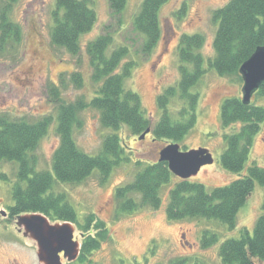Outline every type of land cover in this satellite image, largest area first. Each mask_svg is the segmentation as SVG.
Segmentation results:
<instances>
[{"label":"trees","instance_id":"16d2710c","mask_svg":"<svg viewBox=\"0 0 264 264\" xmlns=\"http://www.w3.org/2000/svg\"><path fill=\"white\" fill-rule=\"evenodd\" d=\"M14 1L7 0L0 9V50L9 51L16 58L21 54L23 33L9 15ZM107 1L111 21L104 25L102 33L85 45L91 67L90 80L94 85L93 96L66 103L59 96V86L51 83L48 88L50 100L57 106L55 131L59 138L51 155V171L37 169L35 150L47 133L52 116L35 121L0 116V166L3 162H18L16 181L11 188L13 204L6 211L9 219L25 213H40L51 221L77 223L74 208L67 202L65 194L52 191L56 181L80 183L97 171L100 181L104 182L115 166L129 162L130 156L126 155L119 133L122 127L133 135L149 129L156 139L178 143L194 125L198 92L192 88L205 73L204 58L199 52L204 43L203 35L185 33L180 36L177 46L180 76L176 84L158 96L156 102L161 114L151 126L139 94L125 87V80L132 75L136 65L132 59L125 60L130 47L117 44L108 55L105 53L113 43V32L110 31L113 21L121 25V13L127 0ZM167 1L142 0L138 13L131 20L132 29L143 37L141 54H149L160 38L159 14ZM212 17L217 29L213 39L214 56L208 60V66L220 76L235 77L242 82L240 66L258 47H264V0H228L213 12ZM96 19L92 0H55L51 43L77 56L80 36L94 26ZM69 81L80 88L83 76L79 71H73ZM63 82L62 76V86ZM256 95H264V81L249 103H244L242 97H228L221 103V125L233 129L224 135L226 147L220 155L225 170L241 173L246 166L254 136L264 121V107L253 100ZM174 98L181 106L172 114L168 106ZM86 108L97 110L101 125L110 129L94 155L79 149L74 140V128L81 126L79 114ZM136 166L139 168L131 182L115 190L118 213L141 207L159 208L160 188L174 176L165 161L156 160L141 166V160H138ZM255 182L264 188V166L254 162L248 166L245 175L210 190L202 183L179 178L169 189L166 215L169 220H217L231 229ZM132 194L139 196V200L130 197ZM1 215L0 211V220ZM95 218L94 214H89L84 223H77L83 232L77 258L81 262L87 261V256L108 239L105 224L100 220L94 222ZM91 228L95 234L91 233ZM218 239L216 233L205 230L200 243L206 248L216 244ZM218 256L223 264H256L254 258L264 261V196L262 213L255 220L252 231L244 228L239 237L222 241ZM172 264H187V260Z\"/></svg>","mask_w":264,"mask_h":264},{"label":"rangeland","instance_id":"374dc122","mask_svg":"<svg viewBox=\"0 0 264 264\" xmlns=\"http://www.w3.org/2000/svg\"><path fill=\"white\" fill-rule=\"evenodd\" d=\"M92 1L97 19L94 26L80 36V52L77 56L51 43L55 0H15L9 11L11 20L22 29L23 41L21 54L16 58L12 57L11 52L0 50V116L27 121L52 116L53 121L35 150L37 169L51 171V155L59 141L55 131L57 106L50 100L49 85L52 83L59 86V96L66 103L79 97L89 99L93 96L94 85L90 80L91 67L85 45L102 33L104 25L111 20L108 1ZM227 1L168 0L160 9V38L149 54L140 53L143 37L131 25L142 0H127L121 13V25L113 21L110 29L113 32V43L105 53L108 55L117 44L130 47L125 60L132 59L136 65L132 75L125 80V87L139 94L142 109L151 126L161 114L156 102L158 96L167 87L176 84L180 76L177 56L180 36L185 33L203 35L204 43L199 52L204 58L205 73L192 88L198 92L196 117L193 127L178 143L156 139L150 130L144 136L133 135L126 127H122L119 133L126 155L130 156L129 162L115 166L104 182L100 181L97 171L80 183L55 182L52 191L65 194L67 202L74 208L77 223H84L85 216L94 214V222L102 221L109 234L108 239L87 256V261L77 260L79 254L76 258L61 254L59 264H172L182 259H186L187 264H223L218 256L221 242L239 237L244 228L252 231L255 220L262 213L264 196V188L257 182L240 207L235 226L231 229L217 220H169L165 209L169 189L180 178L176 175L169 183L161 186V204L157 209L141 207L132 212L118 213L115 198L116 188L133 179L139 168L136 166L138 160H141V166L158 160L159 151L171 143L178 144L181 151L207 150L212 162L202 164L195 174L185 179L202 183L209 190L245 175L253 162L264 166V121L254 136L248 161L241 173L225 170L220 163V155L226 147L224 135L233 130L221 125V103L228 97H242V82L235 77L220 76L208 66V60L214 56L213 39L217 29L212 14ZM6 3L7 0H0V9ZM73 71H79L83 76L80 88L69 81ZM62 76L63 86L60 83ZM253 100L264 107V95H256ZM180 106L181 103L174 98L168 107L175 114ZM79 118L81 126L74 128V140L79 149L94 155L100 149L103 136L110 129L101 125L99 112L95 109L82 110ZM17 168L16 161L3 162L0 166L1 213L13 204L11 188L16 181ZM130 197L136 200L140 198L134 194ZM24 217L30 216L23 214L9 219L6 214L1 215L0 264H46L38 257L37 241L25 230ZM77 223L70 222L68 227L72 229L73 240L80 248L83 232ZM48 225H63V221L48 219L45 226L48 228ZM205 230L216 233L219 239L216 244L203 248L200 241ZM95 232L91 228V233ZM254 262L264 264V261L257 258H254Z\"/></svg>","mask_w":264,"mask_h":264},{"label":"water","instance_id":"95a60500","mask_svg":"<svg viewBox=\"0 0 264 264\" xmlns=\"http://www.w3.org/2000/svg\"><path fill=\"white\" fill-rule=\"evenodd\" d=\"M242 79V101L249 103L255 91L264 81V47H258L239 68ZM149 129L142 133L144 136ZM159 161H165L170 171L185 179L195 174L202 164L211 163V155L207 150L181 151L178 144L171 143L159 151ZM6 213L3 211L2 215ZM30 217L23 218L25 230L30 232L39 246L38 257L46 264H59L60 255L68 258H76L80 248L73 240L72 229L68 227L70 222L63 225H48V218L40 213H25ZM23 215V214H21ZM45 217V218H44ZM61 253V254H60Z\"/></svg>","mask_w":264,"mask_h":264},{"label":"flooded vegetation","instance_id":"af4514ba","mask_svg":"<svg viewBox=\"0 0 264 264\" xmlns=\"http://www.w3.org/2000/svg\"><path fill=\"white\" fill-rule=\"evenodd\" d=\"M61 254V253H60Z\"/></svg>","mask_w":264,"mask_h":264}]
</instances>
